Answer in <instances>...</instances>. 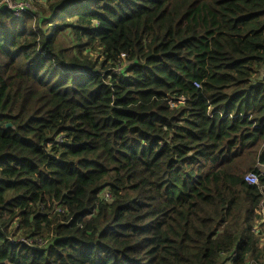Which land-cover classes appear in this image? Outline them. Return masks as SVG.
I'll use <instances>...</instances> for the list:
<instances>
[{
  "label": "trees",
  "instance_id": "1",
  "mask_svg": "<svg viewBox=\"0 0 264 264\" xmlns=\"http://www.w3.org/2000/svg\"><path fill=\"white\" fill-rule=\"evenodd\" d=\"M32 2L0 8V264H258L264 0Z\"/></svg>",
  "mask_w": 264,
  "mask_h": 264
},
{
  "label": "built area",
  "instance_id": "2",
  "mask_svg": "<svg viewBox=\"0 0 264 264\" xmlns=\"http://www.w3.org/2000/svg\"><path fill=\"white\" fill-rule=\"evenodd\" d=\"M0 8L7 9L13 12L16 17H22L25 13L32 10L31 0H0ZM264 176V166H258L257 173L250 172L245 175L244 181L249 184L258 187L263 195L262 201L256 210V224L254 226V233L259 237V244L264 248V192L260 185V177ZM103 200L110 202L112 196L109 193H104L102 196ZM22 242L29 243L25 240Z\"/></svg>",
  "mask_w": 264,
  "mask_h": 264
},
{
  "label": "rangeland",
  "instance_id": "3",
  "mask_svg": "<svg viewBox=\"0 0 264 264\" xmlns=\"http://www.w3.org/2000/svg\"><path fill=\"white\" fill-rule=\"evenodd\" d=\"M33 1V0H32ZM31 1V5H32V10H34L33 12L34 13H38L36 11V6L34 5V3ZM46 7V6H45ZM47 9V8H46ZM30 10V11H32ZM39 14V13H38ZM38 16H41V14H39ZM70 34V33H69ZM69 34L67 36H63L64 39L61 40V44H62V47L64 50H72V46H73V42L75 40V37L73 35H70ZM96 54V53H95ZM253 172V171H251ZM248 174V173H247ZM104 194V193H103ZM102 194V196H103ZM258 264H264V258L263 259H260V261L258 262Z\"/></svg>",
  "mask_w": 264,
  "mask_h": 264
},
{
  "label": "water",
  "instance_id": "4",
  "mask_svg": "<svg viewBox=\"0 0 264 264\" xmlns=\"http://www.w3.org/2000/svg\"><path fill=\"white\" fill-rule=\"evenodd\" d=\"M8 127H11V126H8Z\"/></svg>",
  "mask_w": 264,
  "mask_h": 264
}]
</instances>
